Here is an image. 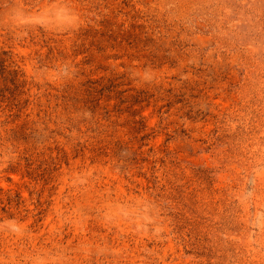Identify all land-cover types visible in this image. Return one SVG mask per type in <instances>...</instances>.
<instances>
[{
  "label": "rangeland",
  "instance_id": "374dc122",
  "mask_svg": "<svg viewBox=\"0 0 264 264\" xmlns=\"http://www.w3.org/2000/svg\"><path fill=\"white\" fill-rule=\"evenodd\" d=\"M0 64V264H264V0H0Z\"/></svg>",
  "mask_w": 264,
  "mask_h": 264
},
{
  "label": "trees",
  "instance_id": "16d2710c",
  "mask_svg": "<svg viewBox=\"0 0 264 264\" xmlns=\"http://www.w3.org/2000/svg\"><path fill=\"white\" fill-rule=\"evenodd\" d=\"M3 75H7V76H3ZM1 82H3V83H1ZM6 82H9L13 86V88L15 90H17L19 95L23 94L22 89L24 88V81L20 80V75H19L18 71L15 70V69L8 70L5 65L0 64V98L1 97L4 98L5 96H4V94H2V92L8 90L7 87H6ZM1 85L3 87H1ZM13 95H12V99L14 101H16L15 97H13ZM16 95L17 94L15 93V96ZM14 105L17 106L18 103L14 104ZM16 196H17L18 199H20V195L17 194ZM11 201L12 200L10 199V197L6 196L7 204H10ZM18 204H19V202L17 203V205ZM1 212L7 213V211L4 208H1L0 219H1ZM9 216H11V215L9 214Z\"/></svg>",
  "mask_w": 264,
  "mask_h": 264
}]
</instances>
